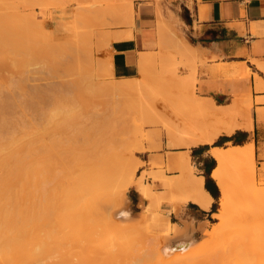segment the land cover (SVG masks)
<instances>
[{
	"label": "bare ground",
	"instance_id": "1",
	"mask_svg": "<svg viewBox=\"0 0 264 264\" xmlns=\"http://www.w3.org/2000/svg\"><path fill=\"white\" fill-rule=\"evenodd\" d=\"M128 5L130 6L128 11H124L126 23L130 21L129 17L134 16L133 2L131 1ZM190 47L192 48V46ZM143 61L145 63L141 62L142 70L149 62V57H145ZM225 65L220 67L221 72H228L229 66ZM249 70L247 66L239 64L230 67L232 73H247ZM128 83L120 82V86L116 84L113 87L122 90L129 86ZM7 85L6 87L10 88ZM5 101L0 102V106L2 103L4 107L5 104L6 107L10 105L11 102L6 101L7 103H5ZM199 102L200 99L193 96L188 100L190 108L197 106ZM17 103L19 104V102ZM60 107L63 108L56 109L54 114L61 111L64 116H70L71 112L66 109L65 105ZM219 108L227 110L225 107ZM148 112L151 113L150 110ZM5 113V111L4 113L0 111V264H215V261L219 262L218 264H264V240L261 239L255 241V245L252 243V246L254 245L253 254L248 253L251 252L249 250L251 246L247 242L248 245H246L249 247L246 249L245 246V251L248 250V252L245 255L243 253L241 257H237L236 254L237 249L240 250L239 248L233 250L239 246L235 245L241 243V239H237V237L236 240L232 239L233 243L236 241L235 244H232V247L235 246L232 251L228 248L232 252L230 253L232 256L224 248H218L219 252H217L218 250L214 251L217 252L216 257H213L214 253L185 255L187 250L197 242V239L189 233V228L170 222L168 220L170 218H167L170 228V232L167 234L145 231L146 228L143 229L138 225L143 217L133 215L125 194L130 186L137 184L142 196L150 201L144 211V213L147 212L146 215L142 214L144 218H151L153 216L152 205L157 209L163 201L173 203L175 208L188 201L208 207L211 196L205 188V178L196 173L190 155L182 149L191 144H214L219 134L231 133L236 126L224 128L214 124L215 132L198 137L190 131L183 132L166 124L169 127L165 126L170 147L182 150L181 157L176 163L180 171L177 174H168V168L151 171V177L159 181L165 189V192H159L162 194H157L158 192L156 193L152 184L145 182L144 177H147V174L140 175L139 179L136 178L138 165L142 161L135 158L133 152L125 153L123 151L124 153H121L122 151H119L118 154L112 150L110 142L114 140L108 133L113 127L110 129L105 127V130L96 127L89 130V127L73 131L61 145L65 147H63L65 150L67 149L66 152L61 150L66 154L68 152L66 156L58 158V156L54 157L52 154L46 153L50 152L47 150L50 147V149L53 148L51 151L54 152L53 154H58L55 151H59L60 146L58 145L57 150L54 145L61 142L54 139L46 144H49V147L44 146L46 148L44 150H47L44 151V154L47 156L43 152V156H39L38 153L37 155L33 153L35 151H31L35 147L36 139L34 127L26 126L28 134L26 137H30L28 141L31 138L34 139V142L32 139L28 142L26 138L24 144L20 141L22 137L20 136V139V133L17 131L19 125L11 119L13 115L9 118L10 115L8 114L9 117H7L8 115ZM152 116H150L151 119ZM156 116L153 118L155 122ZM205 116L209 118L207 120L211 121L214 112L209 109ZM155 122L151 120V123ZM236 125L241 126V124ZM78 135L82 140L76 139ZM122 135L124 136V134ZM120 139L119 141L122 140V143L123 138ZM142 147L144 150L148 148L146 145ZM210 153L218 161L212 175L221 189L220 208L215 214L219 221L215 223L212 235L216 238L223 236L231 228L230 224H239L241 221L242 225L243 222L250 221V219L252 224L248 223L252 229L249 227L250 230L246 231L248 225L246 223V226L243 224L245 228L241 229L239 233L246 231L245 234L251 232L254 234L255 227L252 226L260 224V218L264 217V187L259 185L255 175L254 144L214 147ZM59 156L62 155L59 154ZM114 182L117 184V189L119 185L118 202L120 207L116 211L108 213L107 207L105 208L104 205H110L116 201L112 190ZM174 191L179 194H175ZM240 194L251 199L250 201L246 197L251 202V207L247 209L249 207L247 205L245 211V208H242L243 212H239L242 215L240 214L238 217V212L235 216L233 214L237 209L236 200ZM246 201H244L245 204ZM241 204L243 206L244 203ZM160 217L158 215V218ZM254 219L257 221L255 222ZM263 222L260 226L264 225ZM161 225L158 224V226ZM262 229L261 231H264ZM252 237L253 235L248 238L252 239ZM254 237L257 236L254 234ZM139 239L145 241H143L145 245H141L142 247L136 246V241ZM244 240L246 241V239ZM244 242L242 241L243 245H240L244 246ZM227 244L223 245L227 246ZM254 250H258L260 254ZM49 255L57 257L54 262L45 261Z\"/></svg>",
	"mask_w": 264,
	"mask_h": 264
},
{
	"label": "rangeland",
	"instance_id": "2",
	"mask_svg": "<svg viewBox=\"0 0 264 264\" xmlns=\"http://www.w3.org/2000/svg\"><path fill=\"white\" fill-rule=\"evenodd\" d=\"M131 1L135 4L136 1L144 0H88L87 2H82L78 4L74 30L67 35H63L54 32L49 27V20L53 14V9L67 5V0L62 5L56 3L59 6H53L55 4L53 0H0V94L2 95H0V100H2L0 102H3V100L11 102H8L10 105H7V107L11 106L8 109L6 104L4 107L2 103L0 111L3 113L5 111V114H9L10 117L9 115L7 116L9 118L13 115L11 119L19 125L17 131L20 133L19 137H22L20 141L24 144L26 143L25 139L27 138L28 141V138H30L26 137L28 136L26 126L34 127L36 139L35 147L31 151H35L36 153H33L36 155L38 153L39 156H43L44 149L50 146L46 144L52 142L53 139L61 142L54 145L56 149L60 146L58 148L59 151H55L58 154H53L54 152H51L53 148L51 150L50 147L49 149L47 148L50 152L47 150L45 152L48 155L52 154L54 157L58 156V158L66 156L68 154V152L67 154L65 153L67 149L65 150V147L61 145L73 131L76 132L79 129L89 127V130H93L95 127L104 130L105 127L109 129L113 127L114 129H110L108 133L114 140L110 142L112 150H115L118 154L121 151V153L133 152L135 158L142 161L138 165L136 178L139 179L140 175L147 174V177H144L145 182L151 183L156 193L158 192L157 194H162L159 192H165V189L159 181L151 177V171L168 168V174L179 173L180 168L176 166V163L181 157V151H186L190 155L192 146H194L191 144L180 151H178L179 148L170 147L167 128L172 125L174 129H179L183 132L190 131L199 137L215 132V125L224 126L223 120H215L214 118L211 121L207 120L209 118L205 116V113L210 107L203 102L202 98L198 97L200 102L197 106L189 107V98L199 96L196 86L199 68L207 65L209 59L200 54L193 56L179 49L176 43V36L184 38L192 44L195 43V38L186 25H184L185 30H182L180 26L171 24L172 35L171 33L169 34L170 36H168V39L158 51L152 52L151 59L147 62L139 77H134L133 79H116L113 77L110 62L105 55L111 42L108 39L110 36L109 29L121 25L119 23L120 18L115 15V11H128L130 7L128 4ZM172 1L161 0L163 6L171 4ZM125 2H128L126 3L127 5ZM51 7L52 9L50 10ZM184 11L185 15H187L186 7ZM120 82H129L130 84L128 83L129 86L122 90L113 87L116 84L120 86ZM6 85L10 86V88H7ZM6 101L5 103H7ZM63 105L68 111L70 110V116H64L61 111L54 114V111L63 108L60 107ZM147 110H150L151 113ZM144 115L145 117H143ZM150 116H152V119ZM154 116H156L155 120L157 123L153 119ZM164 117H166V120ZM151 120L155 123H151ZM166 124H169V127ZM118 138H123L124 143L122 142V144V140L120 139L121 141H119ZM76 139H79V135ZM32 140L34 142V139ZM144 145L148 146V150L142 149ZM190 147L192 148L190 149ZM62 149L65 150V152L62 151L63 154L61 152ZM188 149H190V153ZM29 153L32 154V152ZM59 154L62 156H59ZM190 158L198 174L197 159L194 158L192 153ZM253 162L257 181L261 187H264V162L256 159L255 154ZM116 186L117 184L115 183L114 189L112 188L116 201L113 202L114 204L104 205L105 208L107 207L108 213H112L120 207L118 202L120 196L119 185L118 189ZM135 190H138L137 184L130 186L125 194L133 215L135 217L139 215L143 217L138 225L143 227V229L146 228L144 229L145 231L148 230L156 234H167L170 232L166 221L167 217L171 219L170 211L167 210L168 201L161 202L160 207L157 209L156 207L154 208L153 203L150 204L152 205L153 216L144 218L142 214L150 201L142 196L144 199L140 204H137L134 195ZM176 193L179 194L177 191ZM242 196H244L243 199H241ZM238 197L237 200L239 201L236 200V203L241 206L236 207L237 209H235L236 211L233 215L235 216L238 212L237 215L239 217L243 212L242 208H245V211L247 205L249 206L247 209L251 207V199L246 196L249 201L243 194ZM243 200L248 201L245 204ZM169 203L173 205V203ZM241 203L245 205L243 204L242 206ZM181 205L176 208L174 205L172 207L177 211ZM219 206L218 199L216 211ZM157 214L161 217L158 218ZM154 215L157 217L153 218ZM175 219L173 217V220ZM263 219L264 217H261L260 221L258 220L260 222V224L257 223L258 226L255 223L252 226L253 228L255 227L253 233L257 237H254L252 232L249 233L250 235L245 234L247 229H252L248 223L251 219L245 223L243 222L242 225L241 221L239 224H230L231 228L228 232L218 238L212 235L214 225L219 221L216 217L209 223H200L197 226L194 223H186L187 225L185 224L183 227L189 228L197 242L187 250L185 255L214 253L212 255L216 257L215 254L219 252L218 248H224L230 255L232 248L239 245L233 250L239 248L241 251L237 249V252H239H234H236L237 257H241L243 253L244 255L245 253L247 254L248 250L245 251V246L248 249V244L251 246L249 247L251 252L248 253L253 254L254 242L260 239L264 240V231H261L262 228L264 229V225L260 226L261 222L264 221ZM159 221L164 223V227L160 229L158 228ZM243 224L244 226L247 225L246 231L242 232L244 234L239 233L241 229L245 228ZM233 225L234 227L232 228ZM245 235L250 238L253 235V237L249 239ZM236 237L241 239V243L240 240L239 243L242 245V241L244 242V239H246L244 246L237 244L232 247V244L236 243L234 240L233 243L232 239L236 240ZM143 241L144 239L137 240L136 246L142 247L141 245H145V241ZM224 242L226 244L230 243L225 246L223 245L225 244ZM252 243H254L253 246ZM228 245L231 246L229 247ZM228 248L231 250L229 251ZM216 250L218 251L214 252ZM254 251L259 253L258 250ZM55 258L57 257L49 255L45 258V261L52 263ZM215 262V264L219 263Z\"/></svg>",
	"mask_w": 264,
	"mask_h": 264
},
{
	"label": "crops",
	"instance_id": "3",
	"mask_svg": "<svg viewBox=\"0 0 264 264\" xmlns=\"http://www.w3.org/2000/svg\"><path fill=\"white\" fill-rule=\"evenodd\" d=\"M53 1V6H59L66 0ZM67 1V5L53 9L49 20V27L63 35L74 30L78 4L88 0ZM133 8L134 16L129 17L127 23L125 12L116 10L121 25L109 29L111 42L105 55L113 77H139L142 63H145L143 60L145 57L150 60L152 52L158 51L166 42L172 31L171 24L182 30L186 25L195 43L176 36L179 49L209 59L207 65L199 68L197 97L209 105L215 120H223L224 128L236 126L231 133L219 134L214 144L201 143L190 147L197 159L198 174L205 178V188L211 196L210 205L204 207L188 201L175 211L173 205L167 203L170 222L182 227L186 223L195 226L209 223L220 208L213 209L218 199L220 204L221 198L220 186L212 175L218 165L216 157L210 153L212 148L254 144L256 159L264 162V0H173L164 6L161 0H144L133 2ZM237 64L247 66L249 72L232 73L230 67ZM222 65L229 66L228 72H221ZM207 179L217 197L206 187ZM134 195L140 204L144 199L140 191L135 190ZM160 224L159 229L164 227V223ZM189 233L193 236L190 230Z\"/></svg>",
	"mask_w": 264,
	"mask_h": 264
},
{
	"label": "trees",
	"instance_id": "4",
	"mask_svg": "<svg viewBox=\"0 0 264 264\" xmlns=\"http://www.w3.org/2000/svg\"><path fill=\"white\" fill-rule=\"evenodd\" d=\"M216 144H220V143H219V142H216ZM209 181H210V180L207 179V181H206V187L212 192V194H213L215 197H217V194L211 190V188H210V186H209ZM213 209L216 210V204L214 205V208H213Z\"/></svg>",
	"mask_w": 264,
	"mask_h": 264
}]
</instances>
